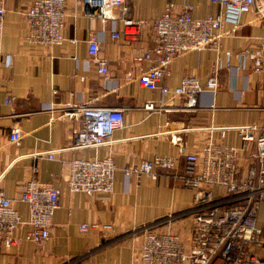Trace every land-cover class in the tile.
Here are the masks:
<instances>
[{
	"label": "crops",
	"instance_id": "0c3cea01",
	"mask_svg": "<svg viewBox=\"0 0 264 264\" xmlns=\"http://www.w3.org/2000/svg\"><path fill=\"white\" fill-rule=\"evenodd\" d=\"M31 2L7 0L0 38V190L17 200L20 186L35 176L61 190V203L52 220L51 239L43 246L26 241L31 232L27 226L16 232L17 244L11 248L5 247L0 234V264H137L144 230L165 228L171 217L173 228L189 239L197 205L195 193L183 183V156L199 152L210 141L242 148L235 129L250 125L264 128V78L253 72L251 62L243 64L237 56L244 48L264 42V24L253 22L252 16H242L240 28L222 43L217 93L204 92L196 108L185 110L178 98H164L159 91L126 81L128 73L139 75L134 57L150 44L151 25L136 41L124 37L115 41L111 38L112 22L86 17L75 0H68L65 44L34 47L25 41L24 13ZM172 2L177 12L191 6L196 19L219 13L211 0ZM167 5L168 0H131L126 16L123 10L113 14L118 19L117 30L122 31L123 18L129 16L151 23L162 16ZM91 35L100 42L99 57L108 62V80L97 72L88 52ZM229 52L234 55L228 58ZM218 58L209 50L187 54L171 65L164 85L174 89L185 77L194 76L205 87ZM227 62L229 68L225 67ZM10 98L13 102L9 104ZM150 102L158 109L146 110ZM85 103L124 113V128L98 151L75 149L72 132L79 124L61 117L67 106ZM14 128L23 134L18 146L10 143ZM254 150L255 144L250 145L249 152ZM51 152H56L54 161L46 157ZM108 156L117 166L112 195L88 197L70 192L69 169L62 162ZM156 156L178 159L179 167L158 170L156 180L126 174ZM16 206L27 221V206ZM83 225L90 229L83 232ZM258 227L263 230V244L255 251L264 258V204Z\"/></svg>",
	"mask_w": 264,
	"mask_h": 264
},
{
	"label": "built area",
	"instance_id": "2783aa9c",
	"mask_svg": "<svg viewBox=\"0 0 264 264\" xmlns=\"http://www.w3.org/2000/svg\"><path fill=\"white\" fill-rule=\"evenodd\" d=\"M67 1L32 0L24 13L28 45L47 48L65 44ZM130 1L75 0V3L84 16L112 22L111 38L115 41L121 37L129 42L136 41L151 25L150 44L138 50L134 57L139 75L134 77L128 73L126 81L138 82L150 91H159L164 98H178L185 110L196 108L204 92L217 93L222 69V43L240 28L242 16H252L253 22L264 24V0H211L219 13L206 19L194 18L191 6L177 12L172 0H168L161 17L151 23L134 20L130 16L123 18V29L119 32L115 25L118 19L113 14L116 10H123L126 16ZM6 2L0 0V38L4 30ZM87 43L97 72L108 80L109 66L107 60L99 57L101 46L98 38L91 35ZM206 50L216 52L219 58L205 87L194 76L185 77L174 89L164 85V80L171 75V65L177 59ZM226 55L229 58L234 54L229 52ZM237 56L243 64L251 62L253 72L264 78V42L244 48ZM230 66L229 62L225 63L226 68ZM12 102L13 98H10L8 103ZM145 109L155 111L158 107L150 102ZM61 117L79 124L72 132L73 147L77 150L98 151L111 144L114 133L124 128L123 111L96 107L91 103L69 105ZM235 131L243 142L242 148L210 141L199 152L183 156L186 162L183 183L185 188L195 193L197 205L189 225L190 238H184L173 228L172 217L165 228H146L137 264H264V258L255 251L263 244V230L258 227V221L264 204V128L250 125ZM224 137L225 132L222 133ZM22 139L21 130L14 128L10 143L18 146ZM174 142H177L176 138ZM252 144H255V150L249 152ZM55 155L56 152H51L46 157L54 161ZM179 163L173 157L156 156L138 168L127 170L126 174L147 175L156 180L158 170L173 171ZM62 165L69 169L70 192L88 197L114 193L117 166L110 156L74 159L62 162ZM16 203L27 206V221L23 220ZM60 203L61 190L53 183L37 180L35 176L20 186L17 200L0 190V234L4 236L5 247L16 246L15 234L23 226L31 228L25 238L28 243L37 246L48 243L52 220ZM89 229L90 226H81L83 232Z\"/></svg>",
	"mask_w": 264,
	"mask_h": 264
}]
</instances>
